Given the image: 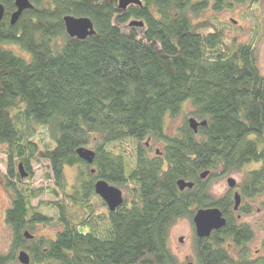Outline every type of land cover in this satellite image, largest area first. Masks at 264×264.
Here are the masks:
<instances>
[{
  "label": "trees",
  "instance_id": "16d2710c",
  "mask_svg": "<svg viewBox=\"0 0 264 264\" xmlns=\"http://www.w3.org/2000/svg\"><path fill=\"white\" fill-rule=\"evenodd\" d=\"M29 1L10 25L14 1L0 0V147L12 238L0 264L17 250L29 264H178L170 230L205 208H218L226 224L194 236L196 264H264L247 249L253 227L239 221L253 211L247 200L264 197V74L251 42L227 41L219 24L197 21L228 2L259 0H139L125 10L119 0ZM65 16L90 19L95 34L70 38ZM133 20L142 27H129ZM187 104L188 118L166 133V119ZM189 118L206 124L195 133ZM40 128L48 144L33 140ZM81 147L94 151L92 165L78 158ZM33 163L50 191L32 186ZM250 163L259 165L233 190L212 195L209 180ZM65 167L76 171L71 185ZM97 180L125 188L121 206L107 209ZM179 180L193 187L180 191ZM43 194L61 195L52 202L62 225L53 239L33 234L52 220L32 205Z\"/></svg>",
  "mask_w": 264,
  "mask_h": 264
},
{
  "label": "rangeland",
  "instance_id": "374dc122",
  "mask_svg": "<svg viewBox=\"0 0 264 264\" xmlns=\"http://www.w3.org/2000/svg\"><path fill=\"white\" fill-rule=\"evenodd\" d=\"M209 20L216 24L223 30L227 41L235 39L237 43L251 42L255 48L257 59V66L262 74H264V0H259L255 3L251 2H228L226 7L221 11H206L203 12L197 21ZM191 111L190 105H185L181 114L176 118L166 119V133L172 134L176 128L182 123L183 119L188 118ZM38 134L33 137V140L39 143L48 144L49 136L47 131L43 128L37 129ZM88 149H91L87 147ZM161 148V144H157L154 149ZM0 147V253L6 254L11 247V231L5 225L4 218L8 207L10 206L9 192L6 189V156L2 154ZM257 163L246 164L241 172L230 173L228 175L216 176L209 180V191L215 197L222 196L229 188L227 179L233 178L238 184L244 174L249 170L258 167ZM33 176L31 184L35 188L51 190L54 185L44 179V168L40 165L32 164ZM64 173L67 177L69 185L76 180V171L74 168L65 167ZM125 193V188L116 186ZM236 190V189H235ZM61 195L52 196L50 194H43L39 199L33 202L35 211L42 212L51 217V222L45 228L38 226L33 232L34 235H45L50 239L55 237V232L62 229V225L57 222L56 207L52 202L60 201ZM264 197H256L247 200V204L251 206L253 211L249 215H241L239 221L249 224L253 227L254 237L250 243L247 244L248 252L251 258L264 257V250L262 241L264 240V206L262 204ZM243 204V201H241ZM190 220L183 218L171 228L169 234V248L177 259L178 264H196V259L193 250L194 228ZM86 231V228H81ZM182 238V241H180ZM20 250L15 251L14 257L16 260H11L7 264H19L17 262V255Z\"/></svg>",
  "mask_w": 264,
  "mask_h": 264
},
{
  "label": "water",
  "instance_id": "95a60500",
  "mask_svg": "<svg viewBox=\"0 0 264 264\" xmlns=\"http://www.w3.org/2000/svg\"><path fill=\"white\" fill-rule=\"evenodd\" d=\"M15 11L11 13L9 17L10 25H14L21 14L25 10H29L32 8V4L29 0H13ZM131 4L140 5L139 0H119L118 1V9L125 10L127 6ZM5 10L4 7L0 4V21L4 16ZM63 23L65 27L66 34L70 38H76L78 40H84L89 36L95 34V30L93 27V23L90 19L82 17L77 18L74 16H65L63 18ZM143 23L141 21L133 20L129 23V27H142ZM206 124L205 121L197 122L194 118L188 119V125L193 130V132H197L198 126H204ZM158 152V150H156ZM76 154L78 158L88 165H92L95 153L93 150L88 148H78L76 150ZM18 171L20 173V177L23 179L27 176V173L24 172L21 164L18 165ZM94 171H92L93 173ZM208 175V172H203L200 177L201 179H205ZM236 181L233 178L227 179V185L230 190H233L236 187ZM177 186L180 191L184 189H191L193 187L192 182H187L185 180L177 181ZM94 193L105 203L107 209L109 211H114L116 208L122 205L123 203V194L120 189H118L114 185H110L105 180H97L94 183ZM234 210L236 211L238 206L240 205V196L237 192L234 193ZM192 224L194 228L195 237L198 239L208 238L213 231L220 230L226 224V220L223 217L221 211L218 208H205L198 209L192 218ZM24 236L27 239H31L33 236L29 234L28 231L24 232ZM182 241V238H180ZM17 261L19 264H29V255L26 251L21 250L18 252ZM193 264V263H188Z\"/></svg>",
  "mask_w": 264,
  "mask_h": 264
}]
</instances>
